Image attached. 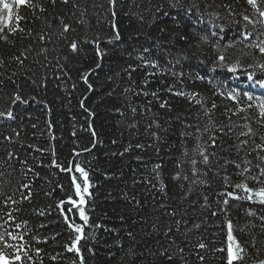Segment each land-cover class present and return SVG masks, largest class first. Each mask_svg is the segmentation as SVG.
Returning <instances> with one entry per match:
<instances>
[{"label":"trees","instance_id":"trees-1","mask_svg":"<svg viewBox=\"0 0 264 264\" xmlns=\"http://www.w3.org/2000/svg\"><path fill=\"white\" fill-rule=\"evenodd\" d=\"M33 3L37 7L23 8L20 13L27 18L20 22V26L26 30L31 29L32 36L27 37L26 33L13 36V45L0 41V57L9 61L20 50L31 47L33 51L28 54L24 69L16 63H9L6 68H0V72L7 75L19 73L13 79L22 84L28 75L25 69L31 68L38 77L47 72V89H40L38 92L39 98L48 102L50 113L42 105L31 103L21 106L24 110L20 112L17 121L0 125V133L4 135L12 134L13 128L21 133L18 142L0 145V172L6 173L0 177V193L4 194L0 195V216L7 219L4 215L7 211L16 207L22 209L20 212H13V215L16 222L28 221V231L15 229L14 225L8 230L25 235V240L32 246L36 264H40L41 259L43 264H71L77 257L64 249V244L69 242L70 233L55 207L61 199L66 200L72 195L69 174L56 168L41 167L37 168L40 179L33 178L30 173L25 179L16 161H11L15 171L6 162L8 150L14 151L21 158L28 156L30 161L35 156L45 164L50 162L52 157L47 151L43 156L34 151L29 152V144L43 149L54 147L55 158L62 165L67 166L74 159L89 172L93 186L90 188L92 196L86 211L91 224H100L103 227L85 228L86 236L90 237L95 233V240L89 238L81 241L85 264H201L195 254L197 250L193 248L198 242L207 245L206 249L199 250L205 256L203 264H222V254L214 249L224 246L225 219L232 220L234 235L249 252L245 264H254L255 261L264 259V205L230 201L228 210L223 212L217 203L219 198L215 195L221 190L219 177L213 179L209 173L208 184L211 187L195 186L183 180L172 179L180 170L177 162L181 159L183 143L178 133L184 131L186 124H199L203 128L208 122V118L200 110V105L195 104V101L190 104L187 98L177 96L175 92L200 93L198 99L204 98L207 107L210 108L212 102L218 105L213 110V120L228 123L222 113L225 105L231 107V103L223 96L213 95L217 88L225 92L233 87L243 88L253 95L261 96H264V89L252 87L243 71L233 74L219 67L216 71H211L212 65L208 60L213 57V53L207 46L203 49L208 56L205 64H200L197 58L192 57L190 51L195 49H190L179 41V33L187 31V22L183 15L177 17L181 28H174L172 21L162 15L153 23L155 5L163 3L165 9L169 10L166 0H117L115 17L111 15L107 0H70L67 5L57 0L54 6L50 0H33ZM204 3L205 0H200L201 7ZM207 3L212 4L211 10L220 14L221 18L215 22L225 28L221 41L223 51L224 45L233 42L234 38L239 39L238 33L244 23L241 14L252 15L254 10L246 0H207ZM73 4L78 7L74 8ZM222 4H231L236 15L227 17L224 9L218 7ZM41 7L45 10L41 11ZM260 7L264 9V3H260ZM169 11L170 15H175L174 11ZM81 12H84L83 17ZM59 18L75 28V31L68 34L71 38L83 39L86 35L94 39L99 36V47L106 53L102 59L97 58L95 46L92 44L83 45L82 51L76 55L70 54L66 49L67 42L57 39L55 35L60 31ZM208 18L205 14V19ZM80 19L84 20L83 24L76 23ZM236 21L240 23L237 24ZM48 24L52 27L49 28ZM163 26L169 28L170 34H161L159 29ZM199 27L202 26L197 25ZM257 29L259 30V26ZM248 30H252L251 25ZM116 31L119 32V40L114 39ZM49 33L53 34L52 42L38 40L39 35ZM109 39H112V43H108ZM41 47L48 49L47 61H44L43 56L37 55ZM144 48H149L150 52L144 53ZM241 48L242 45L237 43L235 49L229 48L224 54L230 62L239 59L245 71L254 72L257 77H261L258 68H249L247 65L264 63V59L254 49L244 48L241 51ZM182 51L189 53L188 59L182 58ZM248 52L252 55H245ZM141 55L147 60L157 62L159 68L145 67L138 58ZM65 56L68 57L67 61ZM177 60L180 62L177 63ZM35 61L50 63L52 69H46ZM97 63L101 64L99 69H96ZM61 65L64 66L63 72L69 74L68 77L62 75ZM129 65L136 69L131 72V78L126 71ZM91 69L96 70L89 74L93 90H88L79 76ZM171 72H183L184 76L174 77ZM148 73L155 75L149 76ZM197 75L204 76L205 79H196ZM146 79L149 83L145 86ZM73 84L76 85L75 89ZM169 87H172L171 92L168 91ZM11 90V86H7L6 91ZM25 90H29L27 86ZM144 92L149 95L145 96ZM152 92H156L157 96L153 97ZM82 99L91 115L80 107ZM165 101L169 107L160 108V103ZM132 108H136L135 113ZM232 120L238 124L244 122L240 117H233ZM48 121L52 124L51 128L48 127ZM33 124L36 125L35 128L32 127ZM252 127L258 132H264V128L257 123H253ZM92 131H95V137L92 136ZM188 131L194 132L195 129L190 128ZM53 136L55 139L51 138ZM207 139L208 134H204L201 143ZM234 139V136L232 140L226 136L218 137V146L208 149L209 152L217 153L215 158H210L213 164L216 159L227 155L219 144L223 143L227 147ZM255 139L259 143V138ZM94 142L95 147H92ZM187 144L190 150L195 147V141L191 139ZM85 148H91V151H83ZM73 150L81 154L74 156ZM156 165L160 166V179H156L153 171ZM188 167L187 164L182 165V174L187 173ZM212 171L215 172L216 168ZM228 172L232 173V169L229 168ZM22 182H33L32 202L29 204L25 201L5 208L3 200L7 195H12ZM249 183L251 186V182ZM58 184L64 185V189L60 190ZM180 184L184 185L183 189L179 187ZM189 187L194 188L193 195L182 200L183 192ZM46 192H51V195H45ZM204 195L208 196L211 205L208 210L201 207ZM14 198L20 199L19 192H16ZM34 209H44L46 214L39 216ZM249 210L255 215H247ZM210 211H217L219 215L211 216ZM173 212L174 216L171 214ZM76 219L80 223L78 216ZM176 221H180L179 231ZM0 223H3L2 219ZM193 223H201V228L190 230ZM42 224L45 227H40ZM169 228L172 232L166 236ZM129 233L132 235L129 236ZM71 235L74 237L75 234ZM33 237L41 241L47 240V243L37 244ZM88 247L93 249L94 255L87 251ZM35 248L43 249L41 257H35ZM179 248L184 249V259H181ZM165 249L173 255L172 261L160 255ZM133 252L135 256L132 255ZM56 253L62 255L52 261L50 256Z\"/></svg>","mask_w":264,"mask_h":264},{"label":"snow or ice","instance_id":"snow-or-ice-1","mask_svg":"<svg viewBox=\"0 0 264 264\" xmlns=\"http://www.w3.org/2000/svg\"><path fill=\"white\" fill-rule=\"evenodd\" d=\"M51 4L54 6L57 3V0H50ZM61 2L67 5L70 0H61ZM111 15L115 17L116 12L114 11L117 0H107ZM167 9L175 12V15H170V11L166 10L163 3L155 5V13L153 16V23L157 19H160L161 15L163 18L170 19L172 21L174 28H181V23L177 19L178 16L183 15L184 20L187 22V31L179 33V41L183 42L185 45H188L190 49H195V51H190V55L199 60L200 64H205L208 60L207 53L204 52V47L207 46L208 50L213 53V57L208 60L211 63V71H216L219 68H225L230 73H237L243 71L246 75L247 81L251 83L252 87H259L264 89V63H250L247 65L249 68H258L261 72V77H257L254 72L245 71L241 61L237 59L235 62H230L228 57L224 54L227 49H235L237 43L242 45L241 51L244 48L254 49L259 53V57L264 59V9L260 7V3H264V0H246V3L251 6L254 10L252 15L241 14L243 23L242 30L238 33L239 39L234 38L233 42H230L223 46L221 41L223 40V33L225 28L222 24H217L215 21L220 19V14L218 11L211 10L213 8L212 4L205 3L201 7L200 0H166ZM37 7L33 3V0H0V41L6 45H13L15 42L11 37L16 35H24L26 33L27 37L32 36L31 29H25L20 26L22 20L27 18L22 16L21 9L28 8L32 9ZM73 7H78V5L73 4ZM103 7V5H101ZM218 7L223 8L227 17L231 18L236 15L235 11L231 4H222ZM44 11L43 7L40 9ZM151 11V10H150ZM205 14L209 17L205 19ZM81 17L84 16V12H81ZM143 21V16L140 17ZM76 23L83 24L84 20L80 19ZM239 24V21H236ZM197 25L202 27L197 28ZM252 26V30H248V26ZM115 28V24L112 25ZM259 26V30L257 29ZM48 27L51 28L52 25L48 24ZM59 33H56L57 39L61 41H66V49L72 54L76 55L82 51V46L85 44H92L95 46V54L98 59L106 54L100 47V38L99 36L94 39L88 38L86 35L83 39L80 38H71L69 33L75 31V28L72 24L65 22L63 18H59ZM159 31L161 34L169 33V28L166 26L160 27ZM170 34V33H169ZM52 35L41 34L38 36V40L44 42H52ZM115 40L120 39L119 32L116 31L114 35ZM108 43H112V39L108 40ZM31 47L25 48L19 51L18 55H12L9 61H6L0 57V68H6L9 63H16L20 66L21 69H24L25 62L28 60V54L32 52ZM144 53L150 52L149 48L143 49ZM38 56H43L44 61H47L48 49L46 47H41L40 51L37 53ZM245 55H252L251 52L245 53ZM181 56L183 59L189 58V53L182 51ZM205 57L201 59L200 57ZM143 61L145 67L159 68V64L155 61H150L144 58L143 55L138 57ZM67 61L68 57H64ZM180 61L177 60V63ZM35 63H41L35 61ZM57 63L59 61L57 60ZM42 67L46 69H52L50 63H41ZM62 75L68 77L67 72H63V65L60 66ZM101 67L100 63L96 64V69ZM174 67V65H173ZM96 69H91L87 72L80 74L79 78L87 86L88 90H93L92 83L89 82L90 72H94ZM28 75L25 77V83L22 84L18 82L13 77L17 76L19 73L13 72L11 75H7L5 72H0V125H3L5 122L17 121L19 118L20 112L24 109L21 106L30 105L31 103H36L42 105L43 108L50 113V108L46 100L39 98L40 89H47L49 76L47 72L43 76H37V74L31 69H25ZM128 71L129 78H131V72L136 71V69L129 65ZM165 74V73H162ZM53 75L55 76V71L53 70ZM149 76L155 75V73H148ZM171 75L174 77H183V72H171ZM196 79L204 80V76L197 75ZM239 77H237L238 79ZM60 79V77H56ZM145 86L149 83L146 79L144 81ZM211 83V81H209ZM11 86V91H6L7 86ZM29 89L25 90V87ZM75 89L76 85H72ZM213 87H216L215 85ZM127 91V89H126ZM168 91H172V87L168 88ZM145 96L149 95L148 92L143 93ZM177 96H183L189 100L191 104L195 101V104L200 105V110L203 113V116L208 118V122L203 128L199 125L186 124L184 131L179 132L178 135L182 139L183 147L180 152L181 159L177 162L178 170L172 179L174 181H186L189 184L199 186L207 185L209 173L212 174V178L215 179L219 177L220 188L221 190L215 195L219 198L217 203L221 206L220 210L226 212L230 201H246L252 204L264 205V132H258L253 129V123H257L261 128H264V96L253 95L251 92L244 90L243 88L233 87L228 91H222L217 88L216 92L213 95L223 96L227 101L231 103V107L225 105L222 115L229 121L228 123H218L213 120V110L217 109L218 105L215 102L211 103L210 108L206 106V100L204 98H199L200 93L198 92H183L177 91L174 93ZM153 97L157 96L156 92H152ZM86 99V98H85ZM80 107L84 111L89 112V109L85 107L84 99L80 101ZM160 108L169 107L168 103L165 101L160 103ZM119 111V110H118ZM132 112H136V108H132ZM245 115H241V114ZM91 115V113L89 112ZM233 117H240L243 123L233 122ZM255 117V119H253ZM179 120V117H177ZM159 127V124L156 125ZM33 128L36 127L35 124L32 125ZM48 127L51 128L52 124L48 121ZM91 129V125H89ZM194 128V132H189L188 129ZM240 129V131H236ZM208 134V139L201 143L203 140V135ZM20 131L13 128L12 134L4 135L0 133V145L12 144L19 141ZM75 135V133H73ZM95 131H92V136L95 137ZM155 135V134H154ZM51 136V134H50ZM226 136L228 139L232 140L233 136L235 137L234 142L229 144L227 147L223 143L219 144V147L224 150L227 154L226 156H221L219 159L215 160L213 164L212 159L217 156L215 151L209 152V148L215 149L218 146V137ZM243 137V139H242ZM256 137L259 138V143L256 142ZM55 139V137H51ZM189 139L195 141V147L193 149L188 148L187 142ZM23 147V145H21ZM92 147H95V142ZM140 147V145H137ZM29 152L34 151L35 153L43 154L47 151L52 159L48 164H45L42 159H37L35 156L32 157L30 161L28 156L21 158L14 151L8 150L6 154V162L8 163L9 168H12L15 171L14 166L11 161H16L20 165V171L25 177L28 178L29 173L35 179H40V173L37 171V168H56L60 172H66L70 176V186L72 189V195H69L66 200L61 199L56 205V209L63 218V222L67 226V230L70 233L69 242L64 244V249L66 252L74 253L77 257V260H73L71 264H85V256L81 248V241H86L91 238L95 240V233L93 232L90 237L86 236L85 228L100 229L103 227L100 224H91L90 216L87 214L86 208L89 200L91 199L92 193L90 188L93 186L89 179V172L74 159L69 161L68 165H62L56 157V152L54 147H49V149H43L34 145H27ZM83 151L90 152L91 148H85ZM127 151V149H126ZM74 156H79L81 153L75 152L73 150ZM123 155V153H121ZM198 157V158H197ZM232 157V158H229ZM189 165L187 173L182 174L183 169L182 165ZM201 165L202 167H198ZM159 165H156L153 171L156 173V179H160L159 176ZM216 168V171L213 172L212 169ZM232 169V173L228 172V169ZM78 174V175H77ZM5 172H0V177L5 176ZM11 175V173H7ZM235 177V179H234ZM251 182V186L250 183ZM60 190L64 189V185H57ZM181 189L184 188L183 184H180ZM163 191V188H161ZM16 192H19L20 199H15L14 196ZM194 188L189 187L186 191L183 192L182 200H187L190 196L193 195ZM45 195H51V192L44 193ZM0 195H4L0 193ZM33 197V182H22L18 184V187L14 190L12 195H7L3 200V205L7 208L9 205L22 204L27 201L29 204L32 202ZM139 203V202H137ZM67 205V208H65ZM201 207L205 210L210 209L211 205L207 195L203 196V202ZM21 208L16 207L11 211L4 213L7 219H4L3 216H0V219L3 220V223H0V264H36V260L32 254V246L28 241L25 240V235L21 232H12L9 231V227L14 225L15 229H24L25 232L28 231V221L22 220L16 222V217L13 215V212H20ZM34 211L39 216H44V209H34ZM173 216L175 212L171 213ZM249 216L255 215V213L249 210L247 213ZM211 216H217L219 213L217 211H210ZM80 223H77L76 217ZM11 222V224L9 223ZM177 231H179L180 221H176ZM226 227L225 240L223 241L224 246L214 249L215 252H219L222 255L220 260L222 264H245L246 257L249 256L247 248L237 239L234 235V225L231 219H225L224 221ZM40 227H45V225H40ZM155 227V225L153 226ZM201 228V223H193L192 229L190 230H199ZM110 231L109 229H105ZM242 232L243 229H240ZM172 232V229L169 228L165 235L167 236ZM75 234L74 237L71 234ZM132 233H129L131 236ZM36 240V243H47V240L41 241L36 237H33ZM55 239V237H53ZM11 241V242H10ZM19 241V243H14ZM254 248L255 245L253 244ZM193 248L196 251V256L198 257L201 264L205 261V256L200 253L199 250H204L207 248V245L203 242H198L193 245ZM12 251L9 252L8 250ZM87 251L94 255V251L91 247L87 248ZM179 253L181 254V259H184L183 253L184 249L179 248ZM43 252L42 248H35L34 255L35 257H41ZM61 253H56V255L50 256L52 261H56ZM133 256L136 254L133 252ZM142 255V253H141ZM161 256L166 257L169 261L174 259L173 255L165 249L160 253ZM40 264H43L42 259ZM254 264H264V259H260L254 262Z\"/></svg>","mask_w":264,"mask_h":264}]
</instances>
